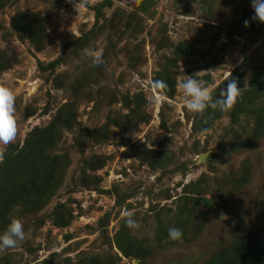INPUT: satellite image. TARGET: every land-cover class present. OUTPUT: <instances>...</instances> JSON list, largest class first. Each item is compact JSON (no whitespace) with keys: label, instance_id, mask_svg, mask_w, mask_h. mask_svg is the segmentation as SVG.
I'll list each match as a JSON object with an SVG mask.
<instances>
[{"label":"rangeland","instance_id":"obj_1","mask_svg":"<svg viewBox=\"0 0 264 264\" xmlns=\"http://www.w3.org/2000/svg\"><path fill=\"white\" fill-rule=\"evenodd\" d=\"M103 1L0 0V81L20 129L0 163V233L16 217L26 235L0 264H230L215 255L229 248L239 261L232 244L264 219V23L251 0ZM230 73L243 88L230 113L181 106L179 79L219 96ZM152 80L168 86L159 110Z\"/></svg>","mask_w":264,"mask_h":264},{"label":"clouds","instance_id":"obj_2","mask_svg":"<svg viewBox=\"0 0 264 264\" xmlns=\"http://www.w3.org/2000/svg\"><path fill=\"white\" fill-rule=\"evenodd\" d=\"M73 3L76 13L80 8L87 4V0H68ZM251 6L254 10L253 20L264 23V0H251ZM50 7V5L48 6ZM248 20L244 21L245 27L248 26ZM77 37V33H73ZM83 56L91 60L92 66H103L105 60L103 48H85ZM226 86L221 89L219 96H214L215 88L209 87L207 82L202 79L187 76L177 81V89L183 95L182 107L188 112L206 117V113L219 111L222 114L230 113L239 102L243 94V88L238 85V81L231 76L225 78ZM152 94L148 97V103L157 110L163 107L168 101L166 95L167 84L162 80L150 81ZM18 94L6 83L0 81V163L4 162L5 153L8 146L15 143L19 136V122L17 117L16 101ZM210 118V117H208ZM207 119V118H206ZM205 119V122H206ZM124 148L122 147L123 151ZM16 206L14 211H19ZM135 213L130 210H124L121 213V219L130 229H138L139 223L134 219ZM183 232L176 227L168 229L170 240L177 241L182 239ZM26 239L24 225L19 218L12 217L10 222L0 233V250L14 249Z\"/></svg>","mask_w":264,"mask_h":264},{"label":"trees","instance_id":"obj_3","mask_svg":"<svg viewBox=\"0 0 264 264\" xmlns=\"http://www.w3.org/2000/svg\"><path fill=\"white\" fill-rule=\"evenodd\" d=\"M110 0H105L101 3L102 4H108ZM149 4L152 2V0H148ZM149 4L148 6L145 5L142 8H140V12H143L147 9H149ZM100 7V6H99ZM175 54V51H174ZM191 193H195L196 190L191 189L190 191ZM199 191H197L196 194H198ZM211 197H205L202 196L201 197V203L204 207L208 208L210 207L211 204ZM168 233H166L167 235ZM245 236L248 237V244H247V248H245V240L246 239ZM114 244L116 246V248L123 254V255H128L129 250H128V246L129 243L131 242L130 238L128 236L125 235H117L114 238ZM237 244H232V246H238L239 250L238 252V257L240 258L239 261H235L233 258L235 255H233L232 249L229 248L228 251L225 252L224 255L222 254H218L215 253L216 257H223V256H228V259L231 261L230 264H264V219H257L254 220L252 222V224L245 230V232H241L240 237L237 240ZM138 248H136V251L139 254V257L143 256L142 252L139 248V250H137ZM237 251V247L234 249V252ZM241 251V252H240ZM220 258V259H221ZM215 257L213 259V263L211 264H219V263H214Z\"/></svg>","mask_w":264,"mask_h":264},{"label":"water","instance_id":"obj_4","mask_svg":"<svg viewBox=\"0 0 264 264\" xmlns=\"http://www.w3.org/2000/svg\"><path fill=\"white\" fill-rule=\"evenodd\" d=\"M210 157V154L209 153H202L198 156V159L201 160V161H206L207 158Z\"/></svg>","mask_w":264,"mask_h":264}]
</instances>
